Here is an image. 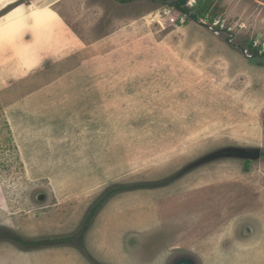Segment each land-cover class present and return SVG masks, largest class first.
Wrapping results in <instances>:
<instances>
[{
  "label": "rangeland",
  "instance_id": "rangeland-1",
  "mask_svg": "<svg viewBox=\"0 0 264 264\" xmlns=\"http://www.w3.org/2000/svg\"><path fill=\"white\" fill-rule=\"evenodd\" d=\"M2 1L0 57L18 76L27 57L41 65L0 69V264H247L244 208L264 205V0ZM34 14L62 15L83 44L66 53V30L46 43ZM33 20V44L59 48L44 59L19 38ZM11 234L77 247L21 252Z\"/></svg>",
  "mask_w": 264,
  "mask_h": 264
},
{
  "label": "crops",
  "instance_id": "crops-1",
  "mask_svg": "<svg viewBox=\"0 0 264 264\" xmlns=\"http://www.w3.org/2000/svg\"><path fill=\"white\" fill-rule=\"evenodd\" d=\"M18 1L19 0H14V2H12L14 4L11 6V8L14 7V6H16L15 3H17ZM5 3L6 2H3V1L0 2V13L2 12L4 14L7 11L6 8H7L8 5L5 4ZM35 4L37 5V3H35ZM32 5H29V6H32ZM33 16L35 18H37V19H40L42 22H44V24L43 23L42 24L44 26L47 25L48 28H45L44 29L42 27V25L34 22V20L33 21H30V22H28V23H30V26L28 28H26V29L23 30L24 32L22 34H20L19 38H21V36H22L23 37V40L32 41L33 40V36H32V34L30 36L29 32L30 33H33V35H34L35 32H37V36L40 37L41 34H42L41 29H44L45 33L47 34V36L45 37V39H46L45 42L46 43L49 42L51 44L52 42H56L59 39L58 36L53 37V35L55 36V34H56V33L53 34V31L54 32L58 31V33H60L61 30L62 31L66 30L70 34V37H67V39H66L67 42L64 43V47L71 45L70 46L71 47V50L70 51H67L66 53H72L73 51H75L77 45L80 43L79 41H81V43L83 44V40L81 39V37L77 33L74 32V30H73L72 27H70L69 25H67L65 23L64 18H63L62 15H53V16H50V20L51 21H48L49 17H46V18L43 17V18H41L40 16H38L36 14H34ZM28 17L29 16H25V14L21 15V18L23 20H25V21H29L30 20V18H28ZM3 18H5V17H3ZM3 18H2V20H3V26H4V28L7 29V31L10 32V35H13V33L8 29V26H7V23L9 21H11L10 20L11 18H7V19H3ZM54 19H55V22H52ZM49 35L50 36L52 35L51 42H50ZM9 38H11V37H9ZM27 38H29V39H27ZM73 41L76 43V47L75 46L72 47V42ZM39 43H42V42L39 41ZM29 45H31V46H29ZM29 45L28 46H24L22 48L29 47V52H30L29 54H30V56H33L37 52V55H40V58H42V59H44L43 56L49 55L48 53L52 54L55 51H59V48L57 46H54V45L48 46L47 44H44L43 43L42 45L39 44L40 46H36V44H33V41ZM1 53H3V52H1ZM7 54H8L7 58H6V55H2V58L0 57V61H7V63L4 64V67L3 68H0V69H2L5 72L3 74V76L6 73L12 74L11 77H10L11 79H13L14 77H24V76H26V74L31 73L32 71L36 70L41 65V63H38V61H35L34 57L33 58H30V60H28V57H27V59H23L22 60L23 63L19 62L20 66H18V67H21L22 65H24L25 66V69H24V66H22V68H23L22 70H25V71H22L23 74L20 75V76H18L19 71L16 70L15 67L13 66V64H15V62H11L10 63V59H9V58H12L13 53L11 54V53H8L7 52ZM36 63H38V64H36ZM28 65H30L31 68H28ZM13 75H14V77H13ZM261 200H263V199H261ZM256 204H257L256 200H253L250 203H248V205L244 208V209L247 210V207H248V211L247 212H244V214L247 213L249 215H252V218H251L252 221L251 220H248V222H245V223H248V226H250L251 229H252L250 232H248V238H249V241L251 242L250 244H251L252 249H250L249 251H247V255H246L247 258H248L247 259V264H264V250H263V254L262 255L260 254L261 255V258H259L260 255H259L258 259L256 257V255L258 254L257 252H259V250H260V249H257V248H262V247L264 248V205H263L262 208H260V207L258 208ZM238 208H239V206H238ZM206 210H209V209H206ZM97 214L98 213H96L95 218H96ZM99 216L96 218V220L94 218L95 221L94 220L92 221V223L89 226L88 230H91L92 231L91 228H93V227L95 228L97 226V224L100 221ZM215 219L212 220V223L215 221ZM218 222H215L214 223V224H216L215 225V228L218 227ZM87 233H88V231H87ZM255 246L257 248H255Z\"/></svg>",
  "mask_w": 264,
  "mask_h": 264
},
{
  "label": "flooded vegetation",
  "instance_id": "flooded-vegetation-1",
  "mask_svg": "<svg viewBox=\"0 0 264 264\" xmlns=\"http://www.w3.org/2000/svg\"><path fill=\"white\" fill-rule=\"evenodd\" d=\"M0 235L2 234L0 233ZM7 242H9L10 247L19 249L21 252H27V251L33 252V251H37V249H43L51 246L54 247L64 246L66 244L69 245V243L70 245L77 247V245L72 240L66 238L44 240V239L24 238L22 236L20 237L14 234H11V236H9ZM177 259L172 261L171 264H192V262L187 258H181V259L177 258ZM91 260L95 262L93 259Z\"/></svg>",
  "mask_w": 264,
  "mask_h": 264
},
{
  "label": "trees",
  "instance_id": "trees-1",
  "mask_svg": "<svg viewBox=\"0 0 264 264\" xmlns=\"http://www.w3.org/2000/svg\"><path fill=\"white\" fill-rule=\"evenodd\" d=\"M121 2H123V3H126V2H128L129 0H120ZM187 2H188V0H177V2H176V5H177V7L178 8H180V9H182L183 8V6L185 5V4H187ZM205 7V6H204ZM184 9V8H183ZM201 13H202V10H201V12L200 13H198L196 16H198V18H199V15H201ZM145 185H155V184H145ZM145 185H141V186H145ZM152 186H146V187H152ZM127 189V186H123V185H120V186H118L116 189H112L111 191H109L108 193H109V195H112L114 192H120V191H123V190H126ZM107 193V194H108ZM109 195H105V196H109ZM106 198V197H105ZM105 198H103V199H101L100 200V198H99V200L93 205V207L91 208V210H90V212H89V214H88V216H87V218H86V220L84 221V226H90L91 225V223H92V221L94 220V218H95V215H96V213L98 212V210L100 209V207L101 206H103L104 205V203H105V200H107V198L105 199ZM84 232H86V231H84Z\"/></svg>",
  "mask_w": 264,
  "mask_h": 264
},
{
  "label": "water",
  "instance_id": "water-1",
  "mask_svg": "<svg viewBox=\"0 0 264 264\" xmlns=\"http://www.w3.org/2000/svg\"><path fill=\"white\" fill-rule=\"evenodd\" d=\"M233 151H235L238 154H241L243 156H246V157H260L261 156L260 150L236 149Z\"/></svg>",
  "mask_w": 264,
  "mask_h": 264
}]
</instances>
